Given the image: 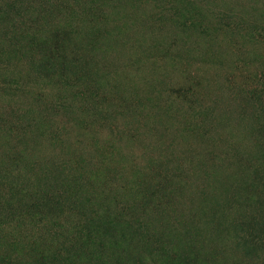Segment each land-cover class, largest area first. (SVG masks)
<instances>
[{
  "label": "rangeland",
  "instance_id": "1",
  "mask_svg": "<svg viewBox=\"0 0 264 264\" xmlns=\"http://www.w3.org/2000/svg\"><path fill=\"white\" fill-rule=\"evenodd\" d=\"M0 264H264V0H0Z\"/></svg>",
  "mask_w": 264,
  "mask_h": 264
}]
</instances>
